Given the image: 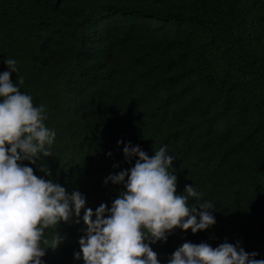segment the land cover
Returning <instances> with one entry per match:
<instances>
[{
    "label": "trees",
    "instance_id": "obj_1",
    "mask_svg": "<svg viewBox=\"0 0 264 264\" xmlns=\"http://www.w3.org/2000/svg\"><path fill=\"white\" fill-rule=\"evenodd\" d=\"M7 58L56 133L52 156L22 162L37 176L95 212L125 191L104 183L134 166L125 144L166 147L178 194L203 193L189 206L210 202L216 223L152 244L160 264L185 242H239L264 260V0H0V73ZM83 214L58 226L44 264H83Z\"/></svg>",
    "mask_w": 264,
    "mask_h": 264
},
{
    "label": "clouds",
    "instance_id": "obj_2",
    "mask_svg": "<svg viewBox=\"0 0 264 264\" xmlns=\"http://www.w3.org/2000/svg\"><path fill=\"white\" fill-rule=\"evenodd\" d=\"M4 63L9 71L0 73V264H44L46 250L62 243L58 226L73 217L79 223L82 209L86 231L74 258L83 264H160L152 244L166 242L177 228L195 234L215 225L210 202L189 206V198L199 201L203 193L185 185L178 194L177 175L170 171L173 157L166 147L149 156L139 145L125 144L126 161L137 157L134 166L109 175L104 182L123 184L125 191L111 208L101 204L95 212L85 209L86 198L79 191L69 193L53 179L37 176L22 162L34 164L41 156H52L49 148L56 133L45 125L44 107L36 106L20 90L22 78L12 82V73L19 71L17 61L7 58ZM40 171L51 175L45 168ZM49 228L57 233L50 241L44 235ZM255 257L239 242L217 247L185 242L168 264H264Z\"/></svg>",
    "mask_w": 264,
    "mask_h": 264
}]
</instances>
